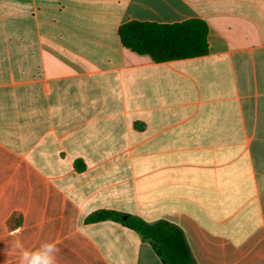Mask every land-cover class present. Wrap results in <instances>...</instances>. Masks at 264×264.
Segmentation results:
<instances>
[{
    "label": "crops",
    "instance_id": "crops-1",
    "mask_svg": "<svg viewBox=\"0 0 264 264\" xmlns=\"http://www.w3.org/2000/svg\"><path fill=\"white\" fill-rule=\"evenodd\" d=\"M193 19L196 58L118 34ZM99 211L180 227L197 264H264V0H0V264L17 241H56L57 264H163L86 222Z\"/></svg>",
    "mask_w": 264,
    "mask_h": 264
},
{
    "label": "trees",
    "instance_id": "trees-1",
    "mask_svg": "<svg viewBox=\"0 0 264 264\" xmlns=\"http://www.w3.org/2000/svg\"><path fill=\"white\" fill-rule=\"evenodd\" d=\"M208 25L193 19L177 24L132 21L118 31L122 45L137 54L148 55L157 63L191 59L208 53ZM78 169L85 166L79 162ZM114 221L138 233L148 241L163 264H197L183 230L167 221L149 224L144 220L114 211H99L86 222Z\"/></svg>",
    "mask_w": 264,
    "mask_h": 264
},
{
    "label": "clouds",
    "instance_id": "clouds-1",
    "mask_svg": "<svg viewBox=\"0 0 264 264\" xmlns=\"http://www.w3.org/2000/svg\"><path fill=\"white\" fill-rule=\"evenodd\" d=\"M21 229L13 230V234H18ZM19 252L18 264H57L60 255V247L56 241H44L39 247L34 249L24 248L20 241L16 242Z\"/></svg>",
    "mask_w": 264,
    "mask_h": 264
}]
</instances>
